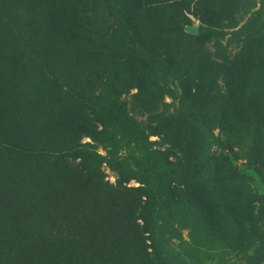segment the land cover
<instances>
[{"label":"rangeland","instance_id":"obj_1","mask_svg":"<svg viewBox=\"0 0 264 264\" xmlns=\"http://www.w3.org/2000/svg\"><path fill=\"white\" fill-rule=\"evenodd\" d=\"M0 43L12 51L0 67L13 63L0 146H83L60 165L10 162L0 264H264V0H0ZM41 79L50 116L11 125L15 96ZM138 93L162 97L165 113L115 123L112 107ZM25 162L42 171L26 197L42 193L50 221L70 223L76 183L81 220L100 203L63 255L6 230Z\"/></svg>","mask_w":264,"mask_h":264},{"label":"trees","instance_id":"obj_2","mask_svg":"<svg viewBox=\"0 0 264 264\" xmlns=\"http://www.w3.org/2000/svg\"><path fill=\"white\" fill-rule=\"evenodd\" d=\"M6 52H8L7 55L9 57H5ZM10 52L12 51H10L6 44L1 45L0 43V56L4 59L10 58ZM49 63L51 65V70H56V66L58 67V65H56V59L54 56H51ZM12 65L13 63L10 64L8 61L7 64L0 67V87H3L2 89H8L7 81L9 80L5 77V75L10 74ZM155 76V86L159 89L160 86H164V78L160 75V73H156ZM112 81L113 80H110V82L105 83V87H111ZM49 82V79L35 80L31 86L24 88L20 92L21 94L19 96L16 93L17 95L15 98H17L20 102L15 108L16 112L13 113L12 117L9 119L11 125L18 123L19 126L28 128L31 125V120H34V117H37L38 120H46V118L50 116L52 103L47 98L50 84ZM113 88H117V86H113ZM131 99L132 101L129 103V108L131 109V111L129 110L130 112H128L129 108L125 107V102L124 104L112 107L111 113L113 114V121L115 123H124L132 127H138L139 124L134 120L133 116L143 117L144 115L140 113L142 109H145L149 112V114H155L157 116L161 113H165L166 111V104L163 102L162 97L157 94L145 96L142 93H138L133 95ZM129 113L133 116H130ZM81 129H83V127ZM42 145L43 147H37L39 150L29 148L24 150L21 147L16 146H0V192L7 190L8 185H5L4 181L8 173L14 170L13 167L9 165L13 160L19 157H24L28 163L34 161L36 163L32 164L40 165V163H44V161L48 159L54 160L56 165H60L63 164V162L66 163L65 158L72 156L73 152L81 150L80 147H83L79 145L78 147L76 146V148L71 147L68 151H65L63 155L59 154V157H55L58 155L55 153L56 151L53 145L48 143H44ZM27 162L15 167L17 178L11 186V193L15 196L11 201L13 202V209L7 210L4 214V216L8 215L6 217L10 218L12 223L5 226L7 227L6 230L10 231L12 229L10 226L16 224L11 231L13 233V237L16 238L15 241H26L31 247H34L37 243H41L47 254H54L55 257L60 253L63 255L64 247L70 246L71 243L78 240L76 234L72 233L76 231L75 227L77 225H81L84 219H88V217L92 215L94 209L100 208V203L99 201L92 203L93 205L88 210L87 216H83L85 218L81 220L82 217H79L76 214L79 208L78 202L88 204L89 201L81 200L82 195L77 191L79 188H83L84 184L80 185L76 183L74 194L70 197L71 208L68 207L70 212H67L68 216L72 217V220L66 226L63 225L60 217L59 219H52L51 222L46 215L37 210L39 205L44 201L42 193H39L38 197L36 195H32L28 198L26 197L28 192H32V194H34V190L37 189L36 185L38 178L42 175L41 169L37 170L36 167L29 165ZM43 171L45 173L44 167ZM37 173L39 176H35ZM60 174L64 176L62 172ZM38 184L44 185L41 181H39ZM54 207L56 209V206ZM2 252L3 248L0 245V257ZM150 255L152 254H149V256Z\"/></svg>","mask_w":264,"mask_h":264}]
</instances>
